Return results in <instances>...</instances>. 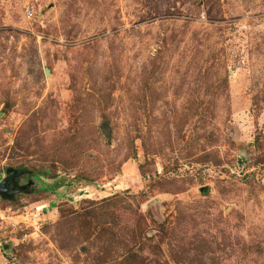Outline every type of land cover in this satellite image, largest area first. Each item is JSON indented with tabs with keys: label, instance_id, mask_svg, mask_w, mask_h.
<instances>
[{
	"label": "rangeland",
	"instance_id": "374dc122",
	"mask_svg": "<svg viewBox=\"0 0 264 264\" xmlns=\"http://www.w3.org/2000/svg\"><path fill=\"white\" fill-rule=\"evenodd\" d=\"M10 170L0 264H264V0H0Z\"/></svg>",
	"mask_w": 264,
	"mask_h": 264
},
{
	"label": "water",
	"instance_id": "95a60500",
	"mask_svg": "<svg viewBox=\"0 0 264 264\" xmlns=\"http://www.w3.org/2000/svg\"><path fill=\"white\" fill-rule=\"evenodd\" d=\"M9 173L11 176L7 179H5L1 184H0V195L3 196L5 199H10L12 198L15 194L18 193L16 190H12L9 194L8 192L10 191V188L8 187L10 183H12L15 179L16 176H21L23 175V172L18 173L17 171L10 170Z\"/></svg>",
	"mask_w": 264,
	"mask_h": 264
},
{
	"label": "flooded vegetation",
	"instance_id": "af4514ba",
	"mask_svg": "<svg viewBox=\"0 0 264 264\" xmlns=\"http://www.w3.org/2000/svg\"><path fill=\"white\" fill-rule=\"evenodd\" d=\"M28 176V175H27ZM21 178H23V177H20V178H18V180H17V182L19 183V184H21ZM24 183H26L25 184V188L24 189H26V187L29 185V186H31L32 184H34V182H32V181H29V180H27L26 179V181L24 182ZM9 188H10V185L8 186ZM11 192V190L8 192V194Z\"/></svg>",
	"mask_w": 264,
	"mask_h": 264
},
{
	"label": "crops",
	"instance_id": "0c3cea01",
	"mask_svg": "<svg viewBox=\"0 0 264 264\" xmlns=\"http://www.w3.org/2000/svg\"><path fill=\"white\" fill-rule=\"evenodd\" d=\"M49 207V206H48ZM45 208V207H44Z\"/></svg>",
	"mask_w": 264,
	"mask_h": 264
}]
</instances>
